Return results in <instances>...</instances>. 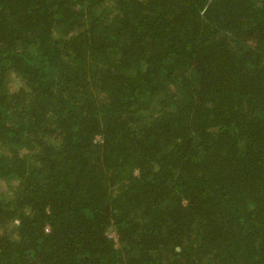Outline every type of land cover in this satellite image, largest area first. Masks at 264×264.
Instances as JSON below:
<instances>
[{
    "label": "trees",
    "instance_id": "1",
    "mask_svg": "<svg viewBox=\"0 0 264 264\" xmlns=\"http://www.w3.org/2000/svg\"><path fill=\"white\" fill-rule=\"evenodd\" d=\"M0 264H264V0H0Z\"/></svg>",
    "mask_w": 264,
    "mask_h": 264
},
{
    "label": "rangeland",
    "instance_id": "2",
    "mask_svg": "<svg viewBox=\"0 0 264 264\" xmlns=\"http://www.w3.org/2000/svg\"><path fill=\"white\" fill-rule=\"evenodd\" d=\"M17 83L18 82L16 81V78L14 76H11L9 81L10 90H12ZM110 236H113V233H111Z\"/></svg>",
    "mask_w": 264,
    "mask_h": 264
}]
</instances>
